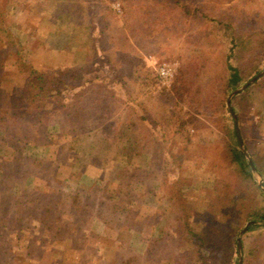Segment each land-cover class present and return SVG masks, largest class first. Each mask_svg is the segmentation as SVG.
Wrapping results in <instances>:
<instances>
[{
  "label": "rangeland",
  "instance_id": "374dc122",
  "mask_svg": "<svg viewBox=\"0 0 264 264\" xmlns=\"http://www.w3.org/2000/svg\"><path fill=\"white\" fill-rule=\"evenodd\" d=\"M93 2L96 18L102 17L105 7L117 13L115 21L126 30L136 51L133 58L146 66L142 74L148 80L143 83L141 79H131L133 97L126 102L128 105L111 110L100 101L91 112L93 119L85 125L78 145L80 153L86 156L90 149L99 151L92 147L104 144L105 151H101L105 155L104 163L99 167L82 159L72 163V160L66 163L64 158L58 160L59 144L71 139V135H60L65 120L59 123L65 113L62 101L50 102L43 120L34 126L33 120L26 116L11 115L25 106L23 80L30 67L53 70L74 66L85 70L90 38L84 21L91 14L89 0H0V64L6 70L0 85V114L9 119L0 127V197L21 198L25 189L27 192L33 188L62 195L67 201L62 219L88 231L90 237L86 244L94 243L98 247L97 255L87 264H108L116 259L117 264L122 261H125L123 264H225L228 261L234 264L241 259L242 264L243 255L255 259L256 264L258 261L264 264V221L248 215L253 207L264 206L260 192L264 191V172L253 163L256 159L260 166L264 161V88H252L248 102L241 106L232 92L260 72L239 82L226 97L221 89L222 77L209 82L211 74L215 78L217 72L221 74L224 70L226 47L225 38L220 39L218 31L213 35L209 32L214 23L206 22L204 16L213 15L222 21L234 17L239 30L259 28L264 26V0H182L183 4L191 5L188 13L182 6H169L168 0ZM159 11L161 20L156 22L154 17ZM113 25L111 32L116 34L119 26L114 22ZM154 27L156 35L147 37ZM6 41L11 43L9 47L4 46ZM107 45L110 52L111 45ZM16 48L17 54L13 53ZM248 60L245 58V63ZM94 73L87 71L85 76ZM174 84L181 96L173 91ZM204 85L207 88L202 89ZM164 87L170 92L167 96L174 94L178 104L165 103V93L159 92ZM126 97L122 94V99ZM138 100L148 106L149 114L156 116L165 129L176 116L184 119L186 112L195 115L194 124L183 123L188 138L183 132L170 129L163 136L167 150L161 149L157 140L144 135L148 127L141 125L137 116L145 111ZM224 101L227 114L232 115L230 108L234 107L231 110L235 113L239 142L237 138L231 139L225 129ZM128 111L136 125L127 132L132 140L139 139L141 148L136 143L133 145L132 140L125 143L112 138L116 130L108 124L120 125ZM46 124L48 127L44 128ZM155 130L161 137L160 127ZM43 137L54 139V143L43 145ZM35 139L36 142H31ZM142 141H148L146 148ZM125 144L129 147L126 151L121 147ZM229 145H233L234 151L244 152L246 174L232 160ZM16 150L36 163L30 166L18 162ZM169 150L176 161L168 156ZM57 171V177H53ZM176 189H180L184 200ZM210 196L212 207L203 205L204 198L209 200ZM114 201L128 206L129 210L114 214L109 205ZM183 203L192 206L188 207L189 211L195 210L192 227L202 231L207 238L205 245L198 243L197 247L190 238L180 235L178 229L183 223L177 216ZM249 221L260 226L246 231ZM40 225V220H34L24 235L34 233L41 245L45 242L46 253L45 250L27 252L24 244L18 246L19 261L10 257L1 264H51L62 256L52 251V232L45 233ZM236 232V238L243 236L246 245L245 251L239 250L237 254L232 250V234ZM4 234L12 238L13 245L16 241L28 243L27 237L19 238L16 229ZM33 242L38 246L37 240ZM61 245H57L59 250L66 247ZM206 245L209 248H204ZM257 247L261 249L254 257ZM81 250L70 249L67 254L70 258L65 264H80L76 260L80 259Z\"/></svg>",
  "mask_w": 264,
  "mask_h": 264
},
{
  "label": "trees",
  "instance_id": "16d2710c",
  "mask_svg": "<svg viewBox=\"0 0 264 264\" xmlns=\"http://www.w3.org/2000/svg\"><path fill=\"white\" fill-rule=\"evenodd\" d=\"M181 1L182 0H168V5L171 7L182 6L184 7L185 12L188 13L190 11L191 5H189L188 3L183 4ZM89 2V10H87L91 14L89 17H86L88 18V20L85 19L84 21L85 27L87 28L88 37L90 38V48L87 54L88 63L85 66V70H83V68L74 66H66L63 69L61 68L53 70L30 67V69L27 70L28 72L24 76L23 80V95L25 98V106L21 110L14 111L11 115H13L14 117L26 116L30 118V120H33L32 126H34L35 124L40 123L43 120L46 106L50 102H52L53 100L54 102L62 101L63 106L65 107V113L63 114L64 117H61V121H59V123L62 122V119L65 120L63 127H61L60 135H71V139L67 142L64 141L59 144L58 150L60 151V153L58 154V160L64 158V161L66 163L71 160L72 163L76 160L78 161L82 159L85 160V163L89 165H95L99 167L101 163H104L103 160L105 158V155L101 154V151H105L103 148L104 144L92 147L97 148L99 151L90 149L86 152V156H84V153H80V147L78 145V140L83 137L82 134L84 133L85 125L87 124L88 120L93 119L92 113L93 110H95V105L97 103L99 104V102L102 101L105 102L103 103L104 106H107L110 109H115L116 106L120 107L123 104H127L128 99H132L131 97H133L131 93V79L138 78L137 80L141 79V81L144 83L147 80V77L145 78V76L142 74L143 71L146 70V66H141V60L139 61V59L133 58V55L136 51L131 47V42L129 36H127L126 30L123 27L119 26V21H115L117 13L110 7H105L102 9V17L100 19L99 17L96 18L94 17L96 15V12L93 11L96 5L93 0H89ZM80 4H83V1H81ZM161 16V11L155 14L154 19L156 20V22L161 20ZM204 16L205 18H207L205 19L206 22L214 23L212 29H210L209 32H211L212 35L219 32L221 34L220 39L225 38L223 42L224 46L226 47L223 58L224 70L221 74L217 72L218 75H215V78L214 74H211L208 80L209 82H213L217 79V77H222L223 88L221 89L224 97H226L230 91L238 86L239 82L251 79L254 75L258 74L264 69V26L255 29L253 28L251 30H239L234 17H227L226 20L222 21L215 19L213 15L204 14ZM109 17L113 18V21H111ZM113 22L120 27L117 28L118 32L116 34H113L111 32L113 26H115L113 25ZM152 29L153 28H151L150 30ZM155 32L156 31L154 27L153 31L149 33L147 37L152 36L153 34L155 36ZM164 36L165 35L163 34V36H159L156 40L158 41ZM107 44L111 45L110 52L107 50ZM6 45H8L9 47L11 43L6 41L4 46ZM9 50L12 51V49ZM16 50L18 49L16 48L14 50L15 52H12L17 54ZM245 58L249 59L246 63ZM98 63H100L104 67V69ZM139 66L141 67L140 69H138ZM87 71H94L95 73L90 77H87L85 76V73ZM5 73L6 70L3 69V66L0 64V85L2 84V78L4 77ZM146 82L148 83V80ZM206 85H204L202 89L207 88ZM254 87H257L259 89L264 88V73L257 77L254 81L250 82L244 89L237 91L233 95V98L239 99L240 105L244 106V104L248 102L250 90ZM178 90L179 89L177 85L174 84L173 91H175V93L177 92L178 96H181L182 93L180 94ZM159 92L163 94L165 93L166 104H172V102L178 104L174 94L172 95L173 97L167 96V94H169L170 92L166 90L165 87L162 88ZM120 93H122L124 96L127 95L126 99H122V94ZM137 103L141 108H144L145 110L143 113L140 112L141 115L137 114L136 112L138 118L141 121V125L143 124L144 127H148V131H143L144 135L147 138L152 137L153 139L157 140L158 144L161 145V149H163L164 151L167 150L163 145V136H165L166 134L168 135L170 129L174 128L177 132H183V136L188 138V136L185 134L186 128L184 127L183 123L191 122L192 124H194L196 120L194 117L195 115L190 116L186 112L184 119L180 116H176L175 119H173L172 123H169L165 129V126H161L159 119L156 116H152L149 114V108L145 105V103L139 102V100L137 101ZM2 105L4 104H1V106ZM134 105L136 106V104ZM134 105L132 107L137 110ZM222 112V117L225 123L224 126L229 137L231 139L234 137L238 140V128L236 125V119L234 116L226 113L225 101L224 105H222ZM237 115L238 120H240V114ZM8 120L9 119L5 114H0V127L2 126V124L4 125L5 123H7ZM113 123L108 124L109 128H112L114 126L116 130L115 133L112 134V138H115L117 142L124 141L125 143H129L132 139L127 130L130 127H134L136 125L135 120L132 117V113H129L128 111L125 114V118L121 121L120 125ZM158 126L161 130V137H159L155 130L156 128H158ZM46 127H48V124H46V126L44 125V128ZM45 133H47V131H45ZM42 135L45 136V134ZM43 138L44 139H42V141L44 144L41 143L43 145H51L54 143V139H49L48 137ZM104 139H106V137ZM36 141L37 139L31 142ZM132 141L134 142L133 145H135L136 143L138 144L137 146L139 148L142 147L140 145L139 139ZM142 142L143 148H146L148 141ZM229 146L232 160L237 162L239 171L242 174H246V165L242 160L245 156L244 152L241 149L234 151L233 145ZM121 147L124 151L129 149L126 144L122 145ZM167 152L168 156H171L173 161H176V158L171 153V151L169 150ZM16 154L15 159L23 165L33 166L36 163V160L30 158V156L23 155L22 151L20 150L18 153L16 150ZM253 163L258 170H260L262 173L264 172V161L260 166L258 165L256 159H253ZM57 175L58 171L56 172V174H54L53 177H57ZM176 190L178 192V196L184 200L185 196L180 193V189ZM24 192L25 194H23V197L21 198L16 197L14 199H11L8 195H3L0 197V264L9 260L10 257H15L17 261H19L21 253L18 250V246L21 247L24 244H26L27 252L36 253L45 250L44 253H46L47 248L43 247L45 242L41 245V241L39 240V238H36L34 236V233L24 235L26 234L25 230H27V228L30 227L33 221L37 219L40 220V226L43 228L45 233L49 234L50 231L52 232V246L54 248L52 251L62 254V256L54 259L51 264H65L68 258H70L67 255L70 249H82L80 252V259L76 260V262L80 264H87L91 259H93L95 255H97L96 253L98 251V247L94 243L86 244L87 238L89 239L90 237L88 231L79 228L72 222H70L69 224L68 219H62V212L65 210L64 208L67 202L65 201V198L63 199L62 195H54L55 193L49 194L50 191L46 192L44 190L34 188L28 189L27 192L25 189ZM260 192L264 196V191L260 190ZM210 198L212 199L211 196ZM211 199H207V201L204 198L203 205L212 207L211 203H213V199ZM109 205L112 210L111 212L116 215L117 213H126L129 210L128 206L123 204L120 206V204L115 201L113 203H110ZM189 206L191 205H186V203H183V209L178 208L179 211L177 217L184 224V226L182 224L181 228L179 227L178 231L180 232V235L184 237V239L190 238L192 241H194L197 244V247L198 243L205 245L207 238L202 235V231L196 230L194 229V227H192V224L195 221H192L195 210L189 211ZM11 207H13L12 212L10 210ZM71 208L72 207L70 206V208L68 209L71 210ZM248 215L254 220L264 221V206L259 207L257 205L253 207ZM258 226L260 225L253 221L247 226L246 231H251L253 228H257ZM14 228L19 231V238H21L22 236L27 237L26 239L28 243L16 241L13 245L12 238H9L8 235L5 236L4 233H7V231L15 230ZM185 233H188L189 236H185ZM237 233L238 232L232 234V250L236 251V254L239 250H241V252H244L246 248L243 236L240 239V247L239 240L236 238ZM220 237L225 238V235L221 234ZM224 238H222V240ZM36 240L38 241V246L34 245L33 241ZM46 241L49 242V239ZM216 242L219 245V243H221V239L218 238ZM61 244L66 245V247L60 248L59 250L57 245L61 247ZM207 246L208 245H206L204 248H206ZM260 249L261 247H257L255 253L253 254L254 257L258 256V251ZM190 260L192 263L194 262V259H192V257ZM254 260L248 258V256L246 257V255H243L242 264H256V261ZM117 262L118 259L110 261L108 264H117ZM124 262L125 261H122V264ZM225 264L232 263L228 261ZM234 264H239L238 260H236V263ZM257 264H261V261H258Z\"/></svg>",
  "mask_w": 264,
  "mask_h": 264
},
{
  "label": "water",
  "instance_id": "95a60500",
  "mask_svg": "<svg viewBox=\"0 0 264 264\" xmlns=\"http://www.w3.org/2000/svg\"><path fill=\"white\" fill-rule=\"evenodd\" d=\"M264 73V70L262 71V72H260L258 75H256V76H254L250 81H248L245 85H243V87L242 88H240V89H244L250 82H252V81H254L257 77H259L261 74H263ZM240 89H236V90H234L233 92H232V94H234V93H236L237 91H239ZM230 101H231V97H229V99H228V104H230ZM231 113H232V115L235 117V113H234V111L233 110H231ZM250 222H252V221H249L248 222V224H250ZM246 228V227H245ZM239 240V245H240V247H241V244H240V239H238ZM241 263V259H240V261H239V264Z\"/></svg>",
  "mask_w": 264,
  "mask_h": 264
}]
</instances>
